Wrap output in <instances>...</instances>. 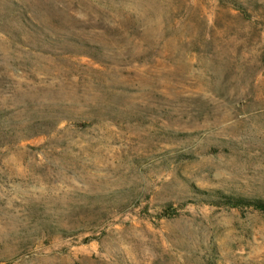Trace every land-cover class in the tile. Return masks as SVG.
Instances as JSON below:
<instances>
[{
	"label": "rangeland",
	"instance_id": "obj_1",
	"mask_svg": "<svg viewBox=\"0 0 264 264\" xmlns=\"http://www.w3.org/2000/svg\"><path fill=\"white\" fill-rule=\"evenodd\" d=\"M264 0H0V264H264Z\"/></svg>",
	"mask_w": 264,
	"mask_h": 264
},
{
	"label": "trees",
	"instance_id": "obj_2",
	"mask_svg": "<svg viewBox=\"0 0 264 264\" xmlns=\"http://www.w3.org/2000/svg\"><path fill=\"white\" fill-rule=\"evenodd\" d=\"M230 204L232 205H241L242 202L249 203L251 205H257L260 208H264V200H248L244 198H235L231 196H225Z\"/></svg>",
	"mask_w": 264,
	"mask_h": 264
}]
</instances>
